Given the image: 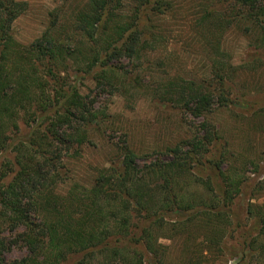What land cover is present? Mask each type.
<instances>
[{
  "label": "trees",
  "instance_id": "obj_1",
  "mask_svg": "<svg viewBox=\"0 0 264 264\" xmlns=\"http://www.w3.org/2000/svg\"><path fill=\"white\" fill-rule=\"evenodd\" d=\"M126 1L85 0L70 18L71 30L83 42L71 48L53 34V21L28 45L16 42L12 24L27 3L0 0V155H11L0 166V264H70L72 258V264L163 263L159 239L170 237L167 230L192 243L182 264H201L198 250L220 247L233 225L230 204L244 180L223 165L224 153L216 158L219 135L207 120L191 137L161 150L160 158L139 164L136 152L124 144L121 158L97 168L89 186L74 181L65 192L57 188L64 155L79 154L97 113L53 68L67 73L66 61L72 59L80 63L76 71L96 69V84L110 92L120 79L139 86V77H128L114 62L140 59L161 41L147 22L152 15L166 14L170 0H130L125 15ZM239 1L247 8L245 19L264 29V0ZM261 41L264 48V37ZM211 65L213 83L172 76L158 85L156 98L201 117L211 110L216 90L218 100L227 101L222 68L218 62ZM46 75L53 81L54 96L46 94ZM20 119L30 132L21 133ZM185 180L197 191L187 188ZM263 208H245L257 235L241 233L243 264H264V240L259 238L264 235ZM128 242L143 245L146 260ZM12 245L23 246L26 254L6 259Z\"/></svg>",
  "mask_w": 264,
  "mask_h": 264
},
{
  "label": "rangeland",
  "instance_id": "obj_2",
  "mask_svg": "<svg viewBox=\"0 0 264 264\" xmlns=\"http://www.w3.org/2000/svg\"><path fill=\"white\" fill-rule=\"evenodd\" d=\"M23 1L27 8L12 24L16 42L28 45L53 21V34L57 38L70 44L71 48L81 45L83 39L71 30L70 18L85 0ZM170 2L172 8L166 14L152 15L151 21L147 22V26L152 24L151 29L161 41L154 43V48H147L140 59L123 58L114 62L127 71L128 77H139V86L120 79L110 92L108 86L96 84V69L89 73L76 71V63H80L72 59L66 61L67 73L53 68L57 77H64L67 84L78 88L97 113L89 128L88 141L79 146V154L64 155L62 182L57 188L65 192L74 181L89 186L97 168L107 166L109 160L119 155L121 158L124 144L136 152L139 164L160 158L161 150L191 137L201 128V122L207 120L219 135L214 145L216 158L220 159L224 153L223 165L233 168L244 182L242 192L230 204L233 225L227 229L222 245L210 250L203 247V251L198 250V256H201V264H243L240 259L243 253L241 233L257 235V229H253L255 220L246 214L245 208L250 204L254 208L264 207V48L261 47L264 29L245 19L247 8L239 0ZM130 4V0L123 4L125 15ZM214 62L219 63L217 66L222 68L225 76L227 88L223 94L227 101L220 102V91L216 90L211 110L201 117H194L171 101L156 98L158 85L172 76L213 83L211 64ZM41 74L45 75V72ZM45 78L49 80L46 94L54 96L53 81L47 75ZM19 122L21 133L31 131L22 119ZM9 157L8 152L1 154L0 166ZM213 180L214 184H220L219 175ZM185 181L189 185L187 188L197 191L191 180ZM166 233H170L169 238L159 239L164 247L163 263L155 264H182L190 254L192 243H184L170 230ZM261 234L259 238L264 240ZM201 238L202 233H196V241ZM127 244L134 246L146 260L148 253L143 245ZM25 254L23 246L12 245L5 257L11 260ZM74 261L72 258L70 264Z\"/></svg>",
  "mask_w": 264,
  "mask_h": 264
}]
</instances>
